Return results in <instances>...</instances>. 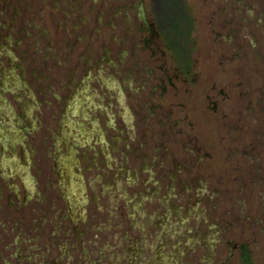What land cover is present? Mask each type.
Masks as SVG:
<instances>
[{
	"label": "rangeland",
	"instance_id": "374dc122",
	"mask_svg": "<svg viewBox=\"0 0 264 264\" xmlns=\"http://www.w3.org/2000/svg\"><path fill=\"white\" fill-rule=\"evenodd\" d=\"M188 1L183 63L150 0H0V264H264L261 53Z\"/></svg>",
	"mask_w": 264,
	"mask_h": 264
},
{
	"label": "flooded vegetation",
	"instance_id": "af4514ba",
	"mask_svg": "<svg viewBox=\"0 0 264 264\" xmlns=\"http://www.w3.org/2000/svg\"><path fill=\"white\" fill-rule=\"evenodd\" d=\"M199 2L203 7L205 5L207 6V4H205L206 2L205 0H199ZM187 3L188 5L190 4L188 0H187ZM208 4H209L208 6L209 8H207L208 12L205 15L201 16L204 22L203 25L206 27L207 31L211 33L213 38H217L216 37L217 35L221 40H224V41H230V39H234V41L235 42L237 41L240 46H250L252 49L257 48V51L255 52L259 53V55L261 53L259 60L262 61L263 63V74H264V0H248V1L246 0H209ZM241 5H244L243 8L245 11V18H240V13L243 10ZM191 14H192V11H191ZM254 14L257 16H254ZM231 15H233V17H230ZM193 18L194 20L196 19L194 16ZM221 31H225V32L229 31L230 33L228 37L229 39L227 40L224 39L225 36L220 34ZM233 36L234 38H232ZM208 37L209 35L207 36V39ZM254 66H256L255 60H254ZM251 91L252 90L250 89L249 92L251 93ZM250 95L251 97L253 96L252 93ZM249 104H251L250 100H249ZM242 154H243L242 155L243 163H241L242 168H247L249 170L250 163L246 161L248 158L247 150H244ZM68 158H65L64 160ZM62 161L60 162L61 170L67 168L70 165L69 164L68 166H66L64 162ZM69 161H71V159ZM247 169H243V171ZM198 171L201 172L202 178H205L204 182L207 183L208 187L213 188L214 192L218 191L220 188L227 189V187L230 188L231 190L233 188L237 189V187L240 185V184L237 185L234 181H231V180L230 181L227 180L225 182L222 176H219L220 177L219 180L216 177L213 178V180L210 177H206L203 173L208 172V171L210 172L208 167L199 168ZM241 175H242L241 177H244L243 176L244 174H241ZM69 183L73 184L71 181ZM225 195L227 196V193H225ZM215 215H217V220H218L220 215L218 214H215ZM243 247H245L248 251L247 260H245V258L243 257V251H244ZM239 248H240V259H241L242 264H250V261H251L250 250L247 244L241 243Z\"/></svg>",
	"mask_w": 264,
	"mask_h": 264
},
{
	"label": "trees",
	"instance_id": "16d2710c",
	"mask_svg": "<svg viewBox=\"0 0 264 264\" xmlns=\"http://www.w3.org/2000/svg\"><path fill=\"white\" fill-rule=\"evenodd\" d=\"M150 5L154 24L168 45L171 44L178 60H185L183 63H186L189 59V40L195 25L187 0H150ZM243 250V257L247 260L248 251L245 247Z\"/></svg>",
	"mask_w": 264,
	"mask_h": 264
},
{
	"label": "bare ground",
	"instance_id": "6f19581e",
	"mask_svg": "<svg viewBox=\"0 0 264 264\" xmlns=\"http://www.w3.org/2000/svg\"><path fill=\"white\" fill-rule=\"evenodd\" d=\"M66 160H67V161H66ZM66 160H64V161H62V162L66 163V166H68L69 163H67V162L70 160V158H68V159H66ZM68 167H69V166H68ZM69 170H70V169H69ZM69 184H71V183H69ZM69 187H70L71 190H73L74 185L71 184Z\"/></svg>",
	"mask_w": 264,
	"mask_h": 264
}]
</instances>
